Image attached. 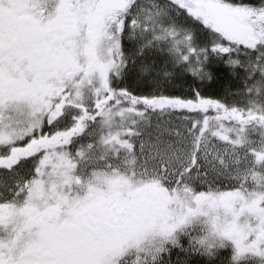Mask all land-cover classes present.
Wrapping results in <instances>:
<instances>
[{
    "label": "snow or ice",
    "instance_id": "6c2138e0",
    "mask_svg": "<svg viewBox=\"0 0 264 264\" xmlns=\"http://www.w3.org/2000/svg\"><path fill=\"white\" fill-rule=\"evenodd\" d=\"M0 264H264V0H0Z\"/></svg>",
    "mask_w": 264,
    "mask_h": 264
}]
</instances>
